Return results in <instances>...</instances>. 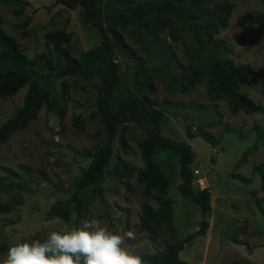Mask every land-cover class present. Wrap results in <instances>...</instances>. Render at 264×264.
Masks as SVG:
<instances>
[{
	"label": "rangeland",
	"instance_id": "1",
	"mask_svg": "<svg viewBox=\"0 0 264 264\" xmlns=\"http://www.w3.org/2000/svg\"><path fill=\"white\" fill-rule=\"evenodd\" d=\"M20 1L26 5L18 15L17 2L0 0V29L16 40L28 59L41 55L54 59L53 47L44 38L50 31L63 30L71 35L67 48L74 58L99 45L100 34L82 21L79 7L66 9L55 5L54 0ZM228 1L235 5L234 9L227 27L215 38L223 40L229 52L210 45L199 48L189 32L173 40L167 30L159 34L156 44H150L142 35H123L130 51L124 53L114 48L123 80L121 94L147 95L155 100L195 103L202 107L171 110L169 122L162 128L164 137L185 142L192 148L193 176L197 172L196 178L203 180V186L211 195V211L207 214L209 227L204 236H197L180 253L184 264H264V217L260 212L264 211V191L260 173L254 170V166L264 165V143L258 144L257 149L242 160L256 140V134L250 129L255 123L264 127V114H230L224 101L213 102L207 97L205 79L187 93H180L172 85L181 81L189 65L225 56L235 65H250L256 72L250 84L240 91L264 108V24L243 21L245 14L264 12V0ZM100 11L101 23L105 26L108 17L102 5ZM27 17L30 18L26 27L28 34L24 36L18 26ZM29 70L31 82L47 87L53 96L65 90L66 111L60 121L42 105L37 117L0 147V178L4 177L2 167L14 172L0 186V203L21 201L14 212L0 214V260L8 248L18 242L44 240L52 231L79 227L89 218L99 219L113 232L121 228L132 230L135 239L123 247L141 257L198 230L201 211L178 193L180 166L174 156L167 158L173 177L167 198L172 203L174 232L161 227L152 237L140 229L141 206L158 207L154 195L144 196L143 185L137 181L136 174L123 180L112 174L117 156L136 170L143 167L138 143L145 135L133 124L121 126L113 143L102 194L90 199L79 218L73 214L70 224L58 218L48 219L46 212L50 205L69 199L80 171L90 162L81 152L92 148L93 136L100 129L99 118L93 114L97 79L70 75L56 78L55 71L42 62ZM28 86L26 84L13 97L0 98V125L21 108ZM226 128H239L242 137L225 133ZM188 131L194 138L188 137ZM199 132L208 134L210 142L196 136ZM192 187L200 190L195 182Z\"/></svg>",
	"mask_w": 264,
	"mask_h": 264
},
{
	"label": "trees",
	"instance_id": "2",
	"mask_svg": "<svg viewBox=\"0 0 264 264\" xmlns=\"http://www.w3.org/2000/svg\"><path fill=\"white\" fill-rule=\"evenodd\" d=\"M20 6L16 14L20 15L26 2L14 0ZM214 0H54L55 5L66 9L80 8V17L83 22L91 25L100 34L98 46L91 48L78 58L71 56L67 45L71 35L63 30L45 33L47 44L52 45L54 59L47 55L37 56L30 60L23 53L16 40L0 29V98L13 97L21 88L29 84L25 92L21 108L9 119L0 125V147L7 142L14 133L23 130L30 121L34 120L42 105L47 112L62 120L66 111L65 90L58 96H53L49 89L31 82L32 73L29 68L38 62L48 65L49 70L55 71V77L74 76L79 79H97L95 114L99 118V131L94 134V145L90 150H84L81 155L90 159L77 178L75 190L66 201H58L50 205L46 216L48 219L58 218L66 224L71 223L73 214L79 218L82 211L88 206L94 195L102 194V184L108 175L109 163L113 154V143L123 125L133 124L141 129L145 137L139 141L143 167L136 170L117 156L112 174L119 179H129L136 174L137 181L143 185L144 196L154 195L158 203L157 208L148 204L141 206L140 229L154 237L161 227L174 232L172 223L171 201L167 198L168 187L172 182L171 167L167 162L169 156L178 159L180 166L177 185L178 193L199 207L202 220L196 232L184 239H175L161 250L142 257L144 264H184L180 253L197 236H204L209 227L207 214L211 211L210 192L195 191L191 165L194 160L192 148L185 142H177L166 138L162 128L169 122L168 112L176 109H201L195 103L170 102L166 99L155 100L147 95L138 97L133 93L121 94L123 83L116 62L114 48L124 53L130 50L124 40L125 36H144L150 44H156L159 34L167 30V34L178 40L184 32L194 37L199 48L210 45L225 52L230 49L225 42L215 38L221 30L227 27L234 4L228 0L213 3ZM106 13L107 23H101L100 6ZM30 21L27 17L18 26L25 36L26 27ZM243 21L246 24H264V12L245 14ZM256 72L248 64L235 65L225 56L211 59L205 63L191 64L181 81L174 85L180 93H187L195 85L205 79V93L213 101H224L232 115L243 112L247 115L261 113L264 108L248 98L240 91L241 87L248 86ZM152 87V84L149 86ZM252 132L256 140L252 147L245 151L242 160L258 144L264 143V127L255 123ZM189 138H194L187 132ZM225 133L237 134L242 137L239 128H226ZM97 135L102 136L98 139ZM196 136L210 142L208 134L199 132ZM121 150L124 151L122 141ZM4 177L0 178V186L5 178L13 176L14 172L2 167ZM260 173L262 189L264 191V165L254 166ZM21 201H12L8 204L0 203V214H9L16 210ZM264 217V211H260ZM254 264V263H250Z\"/></svg>",
	"mask_w": 264,
	"mask_h": 264
},
{
	"label": "clouds",
	"instance_id": "3",
	"mask_svg": "<svg viewBox=\"0 0 264 264\" xmlns=\"http://www.w3.org/2000/svg\"><path fill=\"white\" fill-rule=\"evenodd\" d=\"M133 239L132 230L113 232L89 218L79 227L52 231L44 240L10 246L0 264H144L140 255L123 247Z\"/></svg>",
	"mask_w": 264,
	"mask_h": 264
},
{
	"label": "built area",
	"instance_id": "4",
	"mask_svg": "<svg viewBox=\"0 0 264 264\" xmlns=\"http://www.w3.org/2000/svg\"><path fill=\"white\" fill-rule=\"evenodd\" d=\"M195 173H197V172H195ZM195 173H194V181H193V182H195V183H197V184L199 185L200 190H205L206 187L203 186V180L200 179V178H196ZM196 175H197V174H196Z\"/></svg>",
	"mask_w": 264,
	"mask_h": 264
}]
</instances>
